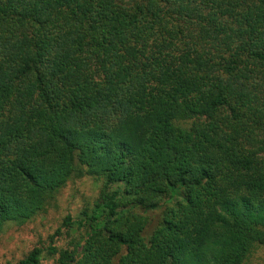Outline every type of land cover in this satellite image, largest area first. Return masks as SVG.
I'll use <instances>...</instances> for the list:
<instances>
[{
    "label": "trees",
    "instance_id": "16d2710c",
    "mask_svg": "<svg viewBox=\"0 0 264 264\" xmlns=\"http://www.w3.org/2000/svg\"><path fill=\"white\" fill-rule=\"evenodd\" d=\"M260 150L264 0H0V236L102 180L18 264H249Z\"/></svg>",
    "mask_w": 264,
    "mask_h": 264
},
{
    "label": "rangeland",
    "instance_id": "374dc122",
    "mask_svg": "<svg viewBox=\"0 0 264 264\" xmlns=\"http://www.w3.org/2000/svg\"><path fill=\"white\" fill-rule=\"evenodd\" d=\"M260 151L264 156V150ZM101 189L102 180L89 175L69 181L46 211L23 225L8 224L0 236V264H18L36 247L47 250L51 237L64 219L68 216L77 218L84 206L97 199ZM172 205V202L162 201L160 208L155 211H134L147 219L146 238L157 227L164 211ZM42 264H53L47 251L44 253ZM249 264H264V249L259 250Z\"/></svg>",
    "mask_w": 264,
    "mask_h": 264
}]
</instances>
